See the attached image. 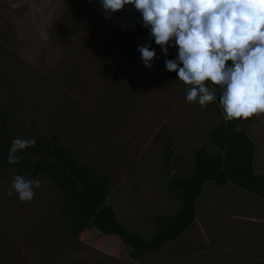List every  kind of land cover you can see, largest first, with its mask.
<instances>
[{
  "label": "rangeland",
  "instance_id": "obj_1",
  "mask_svg": "<svg viewBox=\"0 0 264 264\" xmlns=\"http://www.w3.org/2000/svg\"><path fill=\"white\" fill-rule=\"evenodd\" d=\"M149 32L132 5L106 14L100 0H0L3 137H56L106 179L107 203L145 238L159 229L158 216L179 211L173 177L194 172L195 149L222 152L211 131L225 120L219 86L206 108L187 102L190 86L165 65L178 46L165 55ZM149 43L151 68L137 50ZM253 118L239 128L255 141V169L264 174V115ZM2 166L0 264H264V197L235 183L207 181L193 224L137 258L116 233L76 231L65 192L44 174H22L41 183L30 202L9 196L18 173Z\"/></svg>",
  "mask_w": 264,
  "mask_h": 264
},
{
  "label": "clouds",
  "instance_id": "obj_2",
  "mask_svg": "<svg viewBox=\"0 0 264 264\" xmlns=\"http://www.w3.org/2000/svg\"><path fill=\"white\" fill-rule=\"evenodd\" d=\"M106 14L132 5L143 26L165 55L178 46L166 69L190 87L186 101L201 109L217 100L226 121L264 115V0H100ZM143 64L151 68L156 51L138 46ZM209 84L212 87H209ZM35 138H14L8 163L19 164L17 152L35 146ZM41 187L37 179L13 176L7 194L30 202Z\"/></svg>",
  "mask_w": 264,
  "mask_h": 264
},
{
  "label": "trees",
  "instance_id": "obj_3",
  "mask_svg": "<svg viewBox=\"0 0 264 264\" xmlns=\"http://www.w3.org/2000/svg\"><path fill=\"white\" fill-rule=\"evenodd\" d=\"M255 122L253 117L224 120L211 131L212 143L222 152L210 153L205 146L195 149L194 172L188 177H173V184L181 190L182 205L175 214L158 216L159 229L151 238L132 231L117 218L115 209L106 201V179L93 174L67 147L59 144L56 137L35 139L34 147L16 153L20 163L11 165L7 157L12 141H7L0 130V166L18 174H44L65 192V209L73 215L76 231L96 226L107 234L116 233L134 247V256L139 258L175 240L193 224L197 214L196 199L209 180L222 185L235 183L264 197V174L256 171L254 165L256 143L245 129L239 128L243 123ZM35 156L38 158L33 160Z\"/></svg>",
  "mask_w": 264,
  "mask_h": 264
}]
</instances>
